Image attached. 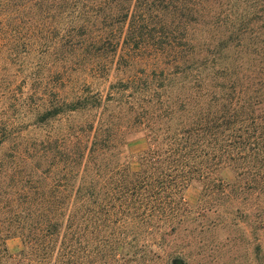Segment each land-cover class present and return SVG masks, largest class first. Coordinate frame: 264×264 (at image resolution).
I'll return each instance as SVG.
<instances>
[{
	"label": "trees",
	"instance_id": "16d2710c",
	"mask_svg": "<svg viewBox=\"0 0 264 264\" xmlns=\"http://www.w3.org/2000/svg\"><path fill=\"white\" fill-rule=\"evenodd\" d=\"M201 1L0 0V51L20 65L25 77L19 90L27 84L32 90L23 105L35 112L30 124L0 128V146L12 144L0 164L12 198L0 225V264L137 263L148 248L146 237L161 233L185 210L190 182L210 178L200 167L237 161L245 150L264 155V127L243 108L197 112L186 127L149 122V90L159 99V90L171 87V75L165 69L134 74L136 59L157 51L184 72L185 63L175 59L184 46L164 18L188 24ZM113 66L124 77L106 94L94 91L89 79L71 99L59 93L66 90V73L103 79ZM197 71L199 83L207 82ZM93 111L100 112L91 121L48 131L60 116ZM136 127L149 141L139 171L120 152ZM30 128L35 137L24 140L21 134ZM17 235L23 247L14 256L7 241Z\"/></svg>",
	"mask_w": 264,
	"mask_h": 264
},
{
	"label": "rangeland",
	"instance_id": "374dc122",
	"mask_svg": "<svg viewBox=\"0 0 264 264\" xmlns=\"http://www.w3.org/2000/svg\"><path fill=\"white\" fill-rule=\"evenodd\" d=\"M195 8L197 13L193 21L185 25L171 15L164 18L184 46L183 52H178L175 58L181 66L185 63L184 72L172 68L171 56L157 51L151 50L150 54L136 59L134 74L165 69L171 75V87L159 90V99L149 90L148 100L153 103L146 107L154 112H150L149 122L156 123L155 128L176 123L186 127L196 118L197 112L221 110L225 105L243 108L248 117H254L258 125L264 127V0H202ZM8 55L0 51V128L7 122L16 126L23 122L30 124L35 113L33 108L23 105L32 95L31 86L24 85L21 93L19 88L25 75ZM120 55L119 51L118 57ZM168 58L171 59L166 60ZM198 68L206 69L201 77L208 76L207 82L199 83ZM115 69L113 66L103 79H90L82 72H68L66 90L59 93L66 96V100L71 99L89 79L94 91L106 94L110 84L124 77ZM157 101L161 102L156 104ZM181 106L185 109L182 113ZM98 112L60 116L50 122L48 131L58 133L65 125L67 128L91 121ZM163 113L173 116L165 117ZM170 117L173 121L169 123ZM122 123L126 125L127 118H122ZM21 137L24 140L35 137L32 128ZM148 146L144 130L139 127L130 130L120 151L123 161L132 170L139 171L140 155ZM11 147L10 142L0 146V164L6 162ZM262 158L264 155L257 157L251 150H245L242 159L237 161L216 166L208 164V170L200 167L210 178H195L190 182L183 195L185 210L178 211L170 226L161 233L147 236L145 255L139 262L129 264H264ZM9 182L8 174L0 170V225L7 218L3 210L6 202L12 199ZM7 246L16 256L23 243L17 235L7 241Z\"/></svg>",
	"mask_w": 264,
	"mask_h": 264
}]
</instances>
